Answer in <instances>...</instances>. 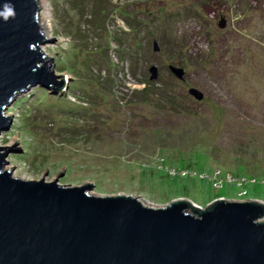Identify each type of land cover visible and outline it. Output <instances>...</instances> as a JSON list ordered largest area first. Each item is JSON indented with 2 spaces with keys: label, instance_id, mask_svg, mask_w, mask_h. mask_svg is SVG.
<instances>
[{
  "label": "rangeland",
  "instance_id": "obj_1",
  "mask_svg": "<svg viewBox=\"0 0 264 264\" xmlns=\"http://www.w3.org/2000/svg\"><path fill=\"white\" fill-rule=\"evenodd\" d=\"M98 1L40 0L43 34L54 39L41 49L66 86L37 83L15 97L0 146L19 132L24 153L10 151L7 170L40 180L49 169L53 182L67 165L61 185L97 182L90 194L152 207L264 204V0ZM146 82L168 101L154 105Z\"/></svg>",
  "mask_w": 264,
  "mask_h": 264
},
{
  "label": "water",
  "instance_id": "obj_2",
  "mask_svg": "<svg viewBox=\"0 0 264 264\" xmlns=\"http://www.w3.org/2000/svg\"><path fill=\"white\" fill-rule=\"evenodd\" d=\"M38 0H0V134L13 117L15 97L37 83L58 92L67 76L41 49L53 38L40 30ZM158 51L157 42L154 43ZM183 80L185 70L171 65ZM157 79L156 66L149 69ZM188 93L198 101L204 94ZM10 151L24 153L19 132L0 146V264H264V204L259 200L214 202L202 208L187 199L166 207L144 198L90 194L97 182L61 185L14 177Z\"/></svg>",
  "mask_w": 264,
  "mask_h": 264
},
{
  "label": "trees",
  "instance_id": "obj_3",
  "mask_svg": "<svg viewBox=\"0 0 264 264\" xmlns=\"http://www.w3.org/2000/svg\"><path fill=\"white\" fill-rule=\"evenodd\" d=\"M98 3H100V4H104V1L102 2V0H100V1H98ZM125 16H126V15H125ZM126 17L129 18V20H131V17H130V16L127 15ZM140 23H141V22H140ZM140 23H139V24H140ZM127 25H128V29H129L128 32H134V30L137 29L136 27H134V25H133L132 23H128ZM122 32H123V31H122ZM146 83H147V84H146V87L143 89V91H144L145 93H146V92L148 93V94H146V95L152 99L154 105L163 104V103H166V102L168 101V98H169V97L165 98V97H163V96H159L158 93H152V94L149 93V92L151 91L152 87L154 86V84H151V83H148V82H146ZM154 95H155V96H154ZM62 98H64V97H62ZM74 98H75V97H74ZM158 99L160 100V102L158 101ZM169 102L172 103V99H171ZM78 111H79V110H78ZM183 173H185V171H184ZM214 175H215L216 178H218V174H216L215 171L213 172L212 177H214ZM236 175H237V174H236ZM209 176H211V175L209 174ZM232 178H233V176H232ZM246 180H247V179H246ZM246 180L241 179V180L237 181L236 183H237V184H238V183L244 184V183H246ZM244 191L246 192L245 195H247L248 192H247L246 190H244ZM241 194H242V192L239 193V195H241Z\"/></svg>",
  "mask_w": 264,
  "mask_h": 264
},
{
  "label": "bare ground",
  "instance_id": "obj_4",
  "mask_svg": "<svg viewBox=\"0 0 264 264\" xmlns=\"http://www.w3.org/2000/svg\"><path fill=\"white\" fill-rule=\"evenodd\" d=\"M39 2H40V0H38V4H39ZM40 6V5H39ZM41 7V6H40ZM39 24H40V30H41V34L43 35V37L45 38V33H44V31H43V29H42V23L41 22H39ZM44 33V34H43ZM263 204V203H262ZM155 208H157V207H155Z\"/></svg>",
  "mask_w": 264,
  "mask_h": 264
},
{
  "label": "clouds",
  "instance_id": "obj_5",
  "mask_svg": "<svg viewBox=\"0 0 264 264\" xmlns=\"http://www.w3.org/2000/svg\"><path fill=\"white\" fill-rule=\"evenodd\" d=\"M12 13H11V11L9 10V12L7 13V14H5V13H0V15H4V18L5 19H7V16L8 15H11Z\"/></svg>",
  "mask_w": 264,
  "mask_h": 264
},
{
  "label": "built area",
  "instance_id": "obj_6",
  "mask_svg": "<svg viewBox=\"0 0 264 264\" xmlns=\"http://www.w3.org/2000/svg\"><path fill=\"white\" fill-rule=\"evenodd\" d=\"M184 174V173H183ZM246 194V192L245 191H243V193L241 194V195H245Z\"/></svg>",
  "mask_w": 264,
  "mask_h": 264
}]
</instances>
